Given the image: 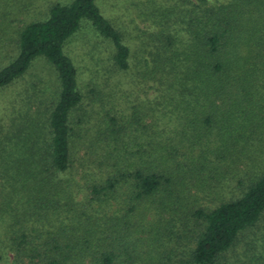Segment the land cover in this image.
Segmentation results:
<instances>
[{
	"label": "trees",
	"instance_id": "16d2710c",
	"mask_svg": "<svg viewBox=\"0 0 264 264\" xmlns=\"http://www.w3.org/2000/svg\"><path fill=\"white\" fill-rule=\"evenodd\" d=\"M97 1L0 0V264H264V0Z\"/></svg>",
	"mask_w": 264,
	"mask_h": 264
},
{
	"label": "rangeland",
	"instance_id": "374dc122",
	"mask_svg": "<svg viewBox=\"0 0 264 264\" xmlns=\"http://www.w3.org/2000/svg\"><path fill=\"white\" fill-rule=\"evenodd\" d=\"M137 1L142 2V0L97 1L102 14L123 29L127 41L131 44H133L131 42L132 36L136 35L131 20H134L135 25L139 27H143L146 24L142 22L141 18H138V9L135 7L138 3ZM106 47L107 43L86 27L70 40L66 46V53L75 60L80 76L83 79H87L90 76V68H92V55L95 58L99 57L103 61L106 60ZM49 66L45 59L39 58L33 62L31 69L21 82L18 81L13 86L0 90V118L3 121L2 123H6L11 115L12 105L17 108L24 105L26 87L30 86L32 81L52 80V70Z\"/></svg>",
	"mask_w": 264,
	"mask_h": 264
}]
</instances>
